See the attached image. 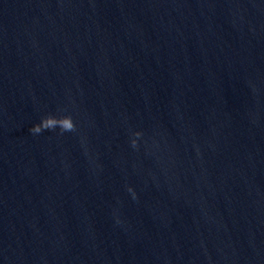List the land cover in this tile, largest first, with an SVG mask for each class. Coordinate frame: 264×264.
<instances>
[{
    "label": "water",
    "instance_id": "95a60500",
    "mask_svg": "<svg viewBox=\"0 0 264 264\" xmlns=\"http://www.w3.org/2000/svg\"><path fill=\"white\" fill-rule=\"evenodd\" d=\"M0 264H264V0H0Z\"/></svg>",
    "mask_w": 264,
    "mask_h": 264
}]
</instances>
